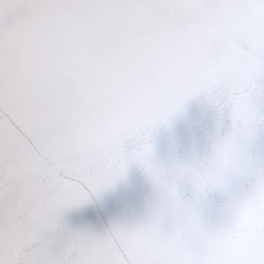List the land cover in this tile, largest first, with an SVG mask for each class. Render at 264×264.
I'll return each instance as SVG.
<instances>
[{
	"label": "snow or ice",
	"instance_id": "6c2138e0",
	"mask_svg": "<svg viewBox=\"0 0 264 264\" xmlns=\"http://www.w3.org/2000/svg\"><path fill=\"white\" fill-rule=\"evenodd\" d=\"M201 95L229 131L197 192L218 186L209 170L241 161V178L255 182L218 226L172 188L162 213L121 226L127 264H264V161L250 163L240 143L242 123L249 142L264 129V0H0V264H125L91 238L74 254L37 248L39 210L87 202V189L133 162L155 177L153 132ZM33 141L57 154L71 185L53 179Z\"/></svg>",
	"mask_w": 264,
	"mask_h": 264
},
{
	"label": "water",
	"instance_id": "95a60500",
	"mask_svg": "<svg viewBox=\"0 0 264 264\" xmlns=\"http://www.w3.org/2000/svg\"><path fill=\"white\" fill-rule=\"evenodd\" d=\"M229 121L222 117L217 108L204 96L189 100L182 110L171 117L166 125L159 126L152 136L153 154L151 164L159 169L153 177L149 170L135 162L130 163L122 179L110 186L93 192L89 199L77 203L72 199L61 200L55 210H39L40 236L35 242L37 248L46 243L51 252L66 251L76 253L82 238L106 241L119 258L127 264L126 254L122 251L121 226L131 229L139 223L162 213L169 199L170 191L175 188L181 201L191 204L198 201L202 221L209 226L224 224L229 219V202L241 197L255 182L254 176L241 178L243 161L229 166L218 176L209 170L208 179L218 180V186H210L205 192L196 190L197 173L203 177L213 156L214 145L229 131ZM242 123L244 134L241 136L242 150L250 163L264 161V129L258 131L254 141L249 142ZM36 147L43 166L53 174V179L71 185L61 160L54 151ZM195 166V171L192 166ZM43 185L48 186L45 178ZM5 205L14 206L17 198L15 186L6 189ZM36 214L31 205L24 208V219ZM166 225L172 217L162 216Z\"/></svg>",
	"mask_w": 264,
	"mask_h": 264
}]
</instances>
